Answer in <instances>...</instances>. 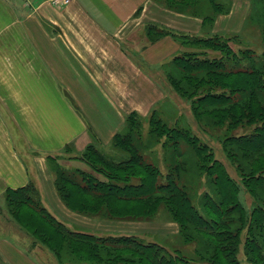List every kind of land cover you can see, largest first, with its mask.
<instances>
[{
	"label": "rangeland",
	"instance_id": "rangeland-1",
	"mask_svg": "<svg viewBox=\"0 0 264 264\" xmlns=\"http://www.w3.org/2000/svg\"><path fill=\"white\" fill-rule=\"evenodd\" d=\"M235 1L238 7L234 13L241 17L238 21V24L240 23L239 27L232 32L224 31L223 33L220 31L212 32L211 25H213L218 15L230 13L232 0H217L216 2L214 0L159 1L168 9L186 12L187 15H194L201 19L203 31L191 34L202 38L222 36L225 42L227 41L224 49L218 50V48H215L214 51L208 52L205 57H225L226 69L230 71H225L222 76L218 77L200 68V71L192 72L197 75V79L189 81V75H186V80L180 78V69L173 64L172 60L161 59L163 61L160 60L155 68L142 63L143 75H148L153 82L157 81L159 90L156 96L144 95L143 103L150 104L149 111L146 114L144 113L145 116L135 112L137 116L132 117L133 120L131 121H135V123L140 121L141 123L140 131L138 130L140 135H134L133 141L138 151L143 155L144 160L157 166L162 174H165L172 167L176 168L172 170V173L176 186L180 188L179 190L175 186L178 194L171 198V202L164 195H160V201H158L157 196L149 199L152 205L151 213L144 218L138 214L113 216L112 213L110 215L108 209L118 208L120 202L111 204L112 197H109L108 200L98 197L99 194L92 189H88L86 183H89L90 178L98 180L105 178H103L102 170L98 165L101 161H104L105 166L108 161L116 163L121 161L119 159L128 157L127 153L113 143L108 146L88 144L82 150L66 145L60 152L51 154L54 159L48 161V163L50 162V169L53 171H51L54 180L52 187L55 191L52 190L51 195H49L47 192L39 190L41 187L37 182L33 183V180L31 181L38 189L33 199L39 197L40 204L53 214L64 227L72 232L97 236L130 235L144 238V240H141L142 242L145 240L155 242L165 247L171 254L181 253L186 258V264H232V261L235 264H264V183L259 186L256 192L250 191L247 189L246 184L242 182L243 177L240 175L245 170L236 167L239 158L240 163L247 168V171L257 173V169L253 168L256 160H252L255 155L246 154L237 145H229V141L223 143L224 140L231 139L233 135L246 132L252 133V125L247 123L241 125L245 119L237 111H234L231 121L228 122L229 120L219 121L217 118L207 115L206 107H199L196 111L193 107V105L198 107V104L194 103L193 96L201 95L204 91L212 89L208 85H233L234 87L245 88L246 86L240 80V76L233 74L235 69L240 67H242L241 69L250 68L264 62L261 57L264 54V0ZM231 15L230 13L226 17L231 18ZM167 35L173 36V39L179 45V51L174 54L175 56L182 52H197L200 54L204 49L194 47L190 40L186 43L180 41L178 36L181 33L175 35L173 31L160 27L157 33L158 39ZM152 36H155L154 31ZM246 50H249V52H245ZM151 69L152 74H147ZM195 69L193 67L191 70ZM204 72L210 75H204ZM251 78L253 77L251 76ZM200 81L202 82L199 84L195 83ZM254 91L261 93L258 89ZM256 99L262 101V97L257 96ZM250 101L255 103L253 99ZM196 112L199 113V117L195 115ZM129 114L126 115V118ZM150 115L166 129L185 128L189 134L198 139V142L205 144L214 154V159L224 166L228 175L234 180L235 184H238L239 192L234 193L232 197L230 194L228 197L231 198L224 201L225 199L219 195V191L213 182V176L201 171L195 152L190 146L181 139H179L176 146H173V144H169V141L173 142L175 138L169 137V141H166L164 135L156 136L150 133L148 127ZM227 118L229 119L230 116ZM125 125L124 129L122 128L117 133H125L129 123L127 122ZM89 146L97 149L103 155L101 156L102 159L93 156L88 151ZM227 147L234 149L232 158H230ZM92 158H98V161L93 162ZM58 171H62L64 174L68 173L73 182L71 184L65 183L60 176L62 173L57 176L56 172ZM248 176L250 175L248 174ZM161 181H163V178L159 179L160 183ZM64 184L66 187L64 192L68 194L69 191L73 190L77 199L73 202L77 203L76 206L79 207L84 205L85 210L71 208L64 201L58 192V189L62 188ZM75 185L79 186L78 190ZM248 187L250 188L249 184ZM234 196L239 197L243 209L229 207L234 202ZM180 198L186 202L181 201ZM208 199H213L222 204L220 213L216 215L221 219L214 229L216 237L221 235L219 237L220 244L213 239L215 238L214 234L212 238V235L209 236L210 234L208 235L200 230L199 225L202 221L216 218L214 217L215 214L211 213V209H207L204 205ZM187 202L194 207L192 210L203 214V216H198L196 212L189 215L187 209L189 207L185 209ZM32 205L39 206L38 202L35 201ZM87 207L92 208V210L97 209V213L90 211ZM126 208H128L126 211L129 212L130 207ZM205 211L208 215H205ZM10 213L11 210L5 192L0 196V238H5L12 244H14V241L21 244L26 251L30 252L26 254L32 260L36 259L41 264H69L70 259L77 256L72 250L71 252L68 250L72 249L70 240L60 239V237L54 235V239L60 240L61 243L57 245L48 242L44 246L38 240L32 239L11 218ZM63 243L65 245H62ZM221 244L222 246L219 248L218 245ZM61 247L67 249L63 250ZM81 247H83L82 244ZM54 251L55 253L56 251L59 252L55 254Z\"/></svg>",
	"mask_w": 264,
	"mask_h": 264
},
{
	"label": "crops",
	"instance_id": "crops-1",
	"mask_svg": "<svg viewBox=\"0 0 264 264\" xmlns=\"http://www.w3.org/2000/svg\"><path fill=\"white\" fill-rule=\"evenodd\" d=\"M159 1L0 0V196L32 180L51 195V154L112 145L128 113L145 116L143 97L159 86L142 63L155 68L179 51L173 36L158 39L160 27L203 31L200 18ZM237 7L232 0L231 18L218 15L212 32L238 29ZM28 252L0 238V264H41Z\"/></svg>",
	"mask_w": 264,
	"mask_h": 264
},
{
	"label": "trees",
	"instance_id": "trees-1",
	"mask_svg": "<svg viewBox=\"0 0 264 264\" xmlns=\"http://www.w3.org/2000/svg\"><path fill=\"white\" fill-rule=\"evenodd\" d=\"M178 39L184 43L190 40L192 44H194V47L204 48L200 54L197 52H182L173 57V64L180 69V78L186 80V75H189V81L192 79L196 80L197 75L192 72L200 71V68L218 77L222 76L225 71L230 72L226 69L227 65H225L226 62H224L225 57H205L208 52L214 51L215 48H218V50L224 49L227 41L225 42L222 36L202 38L198 36L190 37L188 35H179ZM245 52H249V50ZM233 53L232 55L235 54ZM261 57L264 59V54ZM193 67L196 69L191 70ZM241 68L242 67L236 68L233 74H238L240 76V80L246 86L245 88H239L238 86L234 87L233 85H208L212 89L204 91L201 95L193 96V99H195L194 103L198 104V107L194 105L193 107L194 111L199 107H206L208 111L207 115L215 117L219 121L229 120L228 122L231 121V116L234 114V111H237L245 119L241 125H245V123L252 125V133L246 132L233 135L231 139L224 140L223 143L229 141V145H237L246 154L255 155L252 160H256L253 168L257 169V173L247 171V168L240 163L239 158L236 167L245 170L240 173L243 177L242 182L246 184L247 189L256 192L259 186L264 183V62L250 68ZM204 75L210 74L204 72ZM251 76L254 79L251 78ZM202 81L208 82L206 80ZM202 81L195 83L199 84ZM255 89H258L261 93H256V91H254ZM257 96L262 97V101L256 99ZM251 99H253L255 103L250 101ZM134 115L137 116L135 113H130L127 116L126 121L129 123V125H127V131L125 133H116L112 138V143L118 146L123 152L127 153L128 157L116 163L108 161L106 166L104 161H101V163H103H99L98 165L102 170L101 174L103 178H105L103 180L90 178L86 186L88 189L97 192L99 194L98 197L106 200L112 197L111 204H113V202H120L118 208L108 209L110 215L112 213L113 216L138 214L144 218L151 213L152 205L149 199L157 196L158 201H160V195H164L171 202V198L175 197L178 192L175 189V178L172 173L175 167L168 169L165 174H162L157 166L146 162L143 155L136 148L133 137L134 135H140L138 130L140 131L141 123L140 121L136 123L135 121H131ZM195 115L199 117V113L196 112ZM229 116L230 118L228 119L227 117ZM148 127L150 133L156 136L164 135L166 141H169V137L175 138L173 142L169 141V144H173V146L179 143V139L190 146L195 152L201 171H205L207 175L213 176V182L219 191V195L225 199L224 201L230 199L237 191L239 192L238 184H235L234 180L226 172L224 166L214 159V154L205 144L198 142L195 136L189 134L185 128L181 129L175 127L171 128V130L166 129L151 115L148 120ZM165 140H163V142H165ZM227 149L230 158H232V151L234 152V149L231 147H227ZM88 151L93 156L99 158L103 156L92 146H89ZM91 160L95 162L98 161V158H92ZM60 173H62L60 176L65 183L71 184L73 182L68 173L64 174L62 171H58L57 176ZM248 174L250 176H248ZM161 178H163V181L160 183L159 179ZM59 185H61V183H59ZM75 186L78 190L79 186ZM63 187H60L58 192L64 201L68 203L71 208H81L85 210L86 207L84 205L79 207L76 206L78 205L77 203L73 202L77 200L75 192H73V190L69 191L70 194L68 192V195L64 192L66 189L65 184ZM178 189L180 190V188ZM36 190L38 189L30 182L17 189L6 191L9 209L11 210V218L19 224L21 229L32 237V239L38 240V242L43 243L44 246L48 242L59 245L61 241L54 239L55 236L60 237V239L64 238L70 240L73 247L71 246L72 249L68 250L69 252L72 250L77 256L70 259L69 264H186V258L181 253L171 254L165 247L155 242L146 240V243H144L145 241L142 242L141 240H144V238L130 235L97 236L88 233L72 232L64 227L53 214L40 204L39 197H37L38 199H33L35 192H37ZM79 194L81 193L79 192ZM230 194L231 197H228ZM237 196L233 197L234 202L229 207H240L243 209L240 199L239 197L237 198ZM32 199L38 202L39 206L32 205L34 202ZM180 200L186 202L182 198H180ZM92 203L95 205L93 201ZM122 205L130 207L129 212L126 211L128 208ZM204 205H206L205 207L207 209H211V213L215 214L214 217L220 213V208L222 207V204L213 199H208ZM186 208L188 209L189 215H192V212H196L192 210L194 207L188 202L186 203L185 209ZM87 209H89V207H87ZM89 210L97 213V209L92 210L91 208ZM196 214L198 216H203V214H199L198 212H196ZM205 215H208L206 211ZM220 219L219 217L209 218L208 220L202 221L199 225L200 230L208 235L210 234L209 236L212 235V238L214 234L215 238L213 239H215L217 243L219 242V244V237L221 235H217L216 237L214 229L217 227L216 224L220 222ZM249 239L251 238L249 237ZM80 243L83 247H81ZM32 244L34 245L35 243ZM62 245L65 244L63 243ZM220 246H222V244L218 245L219 248ZM68 247L70 246L68 245ZM58 252L59 251H56V253ZM231 263L235 264L233 261Z\"/></svg>",
	"mask_w": 264,
	"mask_h": 264
},
{
	"label": "built area",
	"instance_id": "built-area-1",
	"mask_svg": "<svg viewBox=\"0 0 264 264\" xmlns=\"http://www.w3.org/2000/svg\"><path fill=\"white\" fill-rule=\"evenodd\" d=\"M52 5L59 7V6H65L68 5L71 0H48Z\"/></svg>",
	"mask_w": 264,
	"mask_h": 264
}]
</instances>
